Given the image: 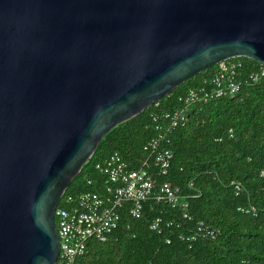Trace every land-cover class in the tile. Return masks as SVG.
<instances>
[{"label":"water","instance_id":"water-1","mask_svg":"<svg viewBox=\"0 0 264 264\" xmlns=\"http://www.w3.org/2000/svg\"><path fill=\"white\" fill-rule=\"evenodd\" d=\"M237 57L264 64V0H0V264H55L104 135Z\"/></svg>","mask_w":264,"mask_h":264},{"label":"trees","instance_id":"trees-1","mask_svg":"<svg viewBox=\"0 0 264 264\" xmlns=\"http://www.w3.org/2000/svg\"><path fill=\"white\" fill-rule=\"evenodd\" d=\"M233 59L244 65L239 90L188 112L186 123L170 136L173 159L168 174L155 175L157 181L180 189L188 201L187 212L193 220L215 227V238L181 240L179 234L191 229V223L182 220L181 210L149 201L139 219L121 209L117 229L106 241L89 240L75 264H264V78L248 83L247 73L260 63L245 57ZM215 67L187 79L156 104L107 132L62 201L66 195L88 190L85 178H97L94 164L114 151L137 168L142 147L152 135L150 114L180 108L178 97L203 86ZM233 181L241 182L245 191L236 195ZM59 206L66 207L63 202ZM250 206L256 208L255 215L240 210ZM156 217L161 219L160 233L150 228ZM170 220L174 223L167 227Z\"/></svg>","mask_w":264,"mask_h":264},{"label":"built area","instance_id":"built-area-1","mask_svg":"<svg viewBox=\"0 0 264 264\" xmlns=\"http://www.w3.org/2000/svg\"><path fill=\"white\" fill-rule=\"evenodd\" d=\"M243 62L228 59L216 64L212 75L200 88H190L178 97L181 107L171 111L150 114L152 135L142 147L138 167L133 168L118 152L114 151L94 164L97 178H85L88 190L66 195L62 201L66 207L57 206L54 214L59 238V256L55 264H75L78 257L87 249L89 240L106 241L119 226L121 209H126L134 219L142 217L144 204L149 201L180 209L182 220L191 223V229L180 233L179 238L194 242L198 238L214 239L218 230L203 221L193 220L187 212L188 201L178 187L167 181H157L155 175L166 176L169 172L173 152L169 148L170 136L187 120L193 107L205 105L211 100L232 96L240 86V71ZM250 84L264 78V64L249 70L245 77ZM156 104V103H155ZM232 137V131H229ZM264 176V171L261 172ZM236 195L245 191V186L233 181ZM59 202V204H60ZM244 213H257L255 207L240 209ZM174 221L166 222L170 226ZM161 219L152 220L150 228L157 233L162 231ZM167 237L165 242L169 243Z\"/></svg>","mask_w":264,"mask_h":264}]
</instances>
